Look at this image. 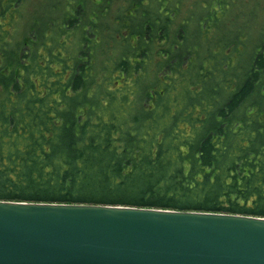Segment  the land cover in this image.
Segmentation results:
<instances>
[{
  "label": "trees",
  "instance_id": "trees-1",
  "mask_svg": "<svg viewBox=\"0 0 264 264\" xmlns=\"http://www.w3.org/2000/svg\"><path fill=\"white\" fill-rule=\"evenodd\" d=\"M0 0V199L264 216V0Z\"/></svg>",
  "mask_w": 264,
  "mask_h": 264
},
{
  "label": "water",
  "instance_id": "water-1",
  "mask_svg": "<svg viewBox=\"0 0 264 264\" xmlns=\"http://www.w3.org/2000/svg\"><path fill=\"white\" fill-rule=\"evenodd\" d=\"M0 264H264V216L0 199Z\"/></svg>",
  "mask_w": 264,
  "mask_h": 264
},
{
  "label": "rangeland",
  "instance_id": "rangeland-1",
  "mask_svg": "<svg viewBox=\"0 0 264 264\" xmlns=\"http://www.w3.org/2000/svg\"><path fill=\"white\" fill-rule=\"evenodd\" d=\"M249 3L252 6L254 4V0H250Z\"/></svg>",
  "mask_w": 264,
  "mask_h": 264
}]
</instances>
